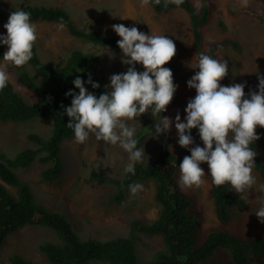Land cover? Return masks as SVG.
Returning <instances> with one entry per match:
<instances>
[{
  "label": "rangeland",
  "instance_id": "obj_1",
  "mask_svg": "<svg viewBox=\"0 0 264 264\" xmlns=\"http://www.w3.org/2000/svg\"><path fill=\"white\" fill-rule=\"evenodd\" d=\"M191 1L199 5V0ZM25 4L61 7L78 27L101 30L107 36L123 37L134 31L141 53L139 78L124 95L114 97L115 110L110 122L80 121L75 135L61 142L64 171L59 180L44 181L40 173L49 164L43 165L37 160L27 168L15 170L30 184L39 202L65 215L80 239L127 236L133 219L146 222L156 219L154 183L136 182L125 201L117 204L109 201L113 186L87 178L92 171L120 178L134 161L150 164L166 132L170 152L181 159L188 154L191 159V166L178 172V181L183 192L193 200L188 211L196 214V244L201 245L214 230L227 231L245 240L264 237V185L253 162L236 154L228 156L226 172L230 193L242 196L245 204L242 210L232 208L229 223L220 224L213 200L208 196L207 148L191 136L187 151L179 140L184 125H196L207 132L208 120L217 107L214 87L206 79L207 59H197L191 49L192 31L185 10L174 8L157 13L145 0H0V43L5 48L0 76L33 103L39 99L17 79L14 67L17 52L10 44L16 36H30L42 61L53 64L64 63L74 49L96 54L100 61L93 73L105 87L115 90L119 87L115 77L124 74L127 53L82 41L57 22L26 23L17 14V9ZM263 7L264 0H213L202 37L204 48L223 38L238 42V51L224 45L215 52L223 78L220 136L225 143H236L243 123L250 124L257 134L256 151L264 160V18L259 16ZM169 45H174L176 50L171 85L166 91L155 93L154 63ZM26 67L33 78L46 85L29 65ZM239 82L241 98L227 104L232 87ZM141 86L147 92H141ZM252 94L259 95L262 101L245 98ZM51 128L50 118L0 123V154L13 157L24 148L35 147L27 135L35 132L47 138ZM138 135L141 141L135 150L132 138ZM5 186L15 194L13 186ZM42 241L62 244L56 232L45 226H25L9 234L0 248V264H9L11 253H19L38 264H49L37 249ZM136 248L140 264L154 261L155 254L165 250L158 235L137 234ZM251 262L264 264V259L251 254ZM91 264L105 263L94 260ZM201 264H233L231 249L219 248Z\"/></svg>",
  "mask_w": 264,
  "mask_h": 264
},
{
  "label": "trees",
  "instance_id": "obj_2",
  "mask_svg": "<svg viewBox=\"0 0 264 264\" xmlns=\"http://www.w3.org/2000/svg\"><path fill=\"white\" fill-rule=\"evenodd\" d=\"M155 12L161 13L174 8H182L189 17L192 44L191 49L197 59H207L206 79L214 87L217 103L207 124V132L196 125H184L179 132V140L188 149L187 140L195 137L207 148L208 175L210 187L208 196L212 198L216 217L220 224H227L232 218V208L242 210L244 198L232 195L229 189L227 164L228 156H237L251 160L260 174L264 185V160L257 153L259 145L256 132L248 123H243L241 135L236 143H225L220 136L221 91L223 78L219 74V63L215 52L224 45H231L240 50L238 42L229 38L203 46L202 28L208 22L213 0H199L196 6L191 0H145ZM17 14L26 23L36 21L57 22L68 32L82 41L101 47H108L117 52L127 53L125 70L122 76L115 77L118 89L105 87L93 73L99 64V57L92 52L74 49L64 63L53 64L42 61L33 39L27 35H18L10 40L16 49L14 67L18 81L31 90L39 99L28 102L19 94L12 83L0 76V123L27 122L36 118H50L52 128L47 138L31 132L27 138L35 147L18 151L13 157L0 154V248L9 234L25 226H45L52 229L62 241L55 245L49 241L38 244V251L49 264H91L100 261L105 264H140L138 261L136 237L161 236L164 251L155 254V260L145 264H201L209 260L219 248L231 249L233 264H253L251 254L264 259V237L251 240L237 238L227 231H211L201 245H197L198 226L196 214L189 212L193 200L183 192L178 181V172L191 166L187 154L181 159L169 150V138L165 132L156 158L150 164L140 161L128 168L120 178L111 177L92 171L88 181L111 185L114 191L109 196L111 203L121 204L126 194L136 182L154 183V200L158 207L156 219L146 222L133 219L127 236H117L106 240L95 238L80 239L67 217L39 202L32 192L30 184L22 180L15 172L24 169L35 160L43 165L41 178L54 182L62 177L63 160L60 156V144L73 137L80 121L87 123H108L115 110L114 97L124 95L137 81L140 75L141 53L134 31L125 36H107L101 30H86L78 27L69 13L58 6L25 4L17 9ZM264 18V7L259 14ZM223 26V24H222ZM174 45L164 50L161 58L154 63L156 87L154 92L166 91L171 85L175 71ZM5 57V48L0 43V64ZM27 65L41 78L42 84L31 76ZM241 83L232 87L226 103L232 104L241 98ZM141 92H147L140 87ZM170 100L171 95H169ZM248 100L262 101L257 94L245 97ZM134 149L138 150L141 135L132 138ZM188 151V150H187ZM5 184L15 188L12 194ZM9 264H38L19 253H11Z\"/></svg>",
  "mask_w": 264,
  "mask_h": 264
},
{
  "label": "clouds",
  "instance_id": "obj_3",
  "mask_svg": "<svg viewBox=\"0 0 264 264\" xmlns=\"http://www.w3.org/2000/svg\"><path fill=\"white\" fill-rule=\"evenodd\" d=\"M0 182H2V181H0ZM3 183V182H2Z\"/></svg>",
  "mask_w": 264,
  "mask_h": 264
}]
</instances>
